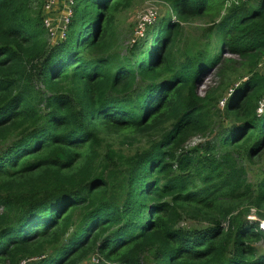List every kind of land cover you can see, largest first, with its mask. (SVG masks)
<instances>
[{"label": "trees", "instance_id": "16d2710c", "mask_svg": "<svg viewBox=\"0 0 264 264\" xmlns=\"http://www.w3.org/2000/svg\"><path fill=\"white\" fill-rule=\"evenodd\" d=\"M133 1L74 0L50 45L45 0H0V264H264V177L243 163L264 151V0H163L154 46L123 56L115 17ZM194 20L216 55L183 61ZM223 52L249 75L220 110V87L197 84ZM115 137L150 141L126 154Z\"/></svg>", "mask_w": 264, "mask_h": 264}, {"label": "rangeland", "instance_id": "374dc122", "mask_svg": "<svg viewBox=\"0 0 264 264\" xmlns=\"http://www.w3.org/2000/svg\"><path fill=\"white\" fill-rule=\"evenodd\" d=\"M64 1V4H62ZM74 0H60L59 3L52 4L49 10L43 7L41 8V21L43 28L48 32V28L44 20L51 19L52 27L57 28L60 26L63 14V5L68 6L67 3L73 4ZM255 3V0H250L249 4ZM49 8L50 4L47 3L45 7ZM69 7V6H68ZM152 10L154 16V23L147 29H141L142 18ZM72 13V9H71ZM170 16V9L167 3L163 0H134L131 7L123 10V12L116 15V28H115V41L120 47V54L126 55L129 53V48L132 43L139 41L144 45L145 49H151L154 46V41L158 36V31L161 28V24L168 20ZM209 23L206 20H194L190 21L182 26V32L180 41L177 45V56L180 60L188 57L189 51L198 50L203 54L214 55L215 54V38L213 34H210L207 30ZM50 36V35H49ZM60 32L56 30L55 35H51L50 45H56L61 42ZM216 55V54H215ZM257 70L261 74H264V61L260 62ZM249 75L248 66L244 60H241L236 55H229L225 52L222 54V60L215 70L206 71L201 76L199 83L197 84V93L199 96H204L207 92H210L216 87H220L223 95L222 101L219 103V108L222 110L225 99L229 98L232 94L233 84L238 83L242 79L247 78ZM220 122V121H219ZM154 138V136H153ZM211 135L206 137H196L189 140L186 144V148L194 147L200 143L210 140ZM117 147L122 148L126 154H133L146 148L149 144L150 138L137 137L135 141H132L130 146L123 142L121 139L115 137L111 141H114ZM247 179L250 183L256 184L264 177V151L259 155L251 158L249 161L243 160ZM252 218H256L252 212ZM264 224V223H262ZM196 222L191 220H182L180 226L193 227ZM261 226V225H260ZM259 245L264 246L263 243ZM96 258H98L96 256ZM96 258L91 261L96 262ZM24 264V263H23Z\"/></svg>", "mask_w": 264, "mask_h": 264}, {"label": "built area", "instance_id": "2783aa9c", "mask_svg": "<svg viewBox=\"0 0 264 264\" xmlns=\"http://www.w3.org/2000/svg\"><path fill=\"white\" fill-rule=\"evenodd\" d=\"M233 1V0H231ZM238 0H234V2H237ZM241 1H247V0H241ZM60 0H46V3H49L50 6L49 8H47V6L45 7L44 5V8L46 10H49L51 7H52V4L54 3H59ZM72 3V2H71ZM71 3H67L68 6L66 5H63V14H62V21L60 23V26L57 27V28H53L52 27V21L51 19L49 18V20H44L47 28H48V32H49V35L51 37V35H55V32L56 30H58L60 32V40L64 39L66 37V34H67V31H68V25H69V22H70V18L72 16V13H71V8H70V5ZM62 4H64V1H62ZM154 16H153V12L152 10H150V12H148L143 18H142V28L141 29H147L149 28V26H151L153 23H154ZM52 39V38H51ZM262 225V224H261ZM261 227V226H260ZM262 230H264V228L261 227Z\"/></svg>", "mask_w": 264, "mask_h": 264}, {"label": "clouds", "instance_id": "9594fccd", "mask_svg": "<svg viewBox=\"0 0 264 264\" xmlns=\"http://www.w3.org/2000/svg\"><path fill=\"white\" fill-rule=\"evenodd\" d=\"M261 227L264 228V224H262Z\"/></svg>", "mask_w": 264, "mask_h": 264}]
</instances>
